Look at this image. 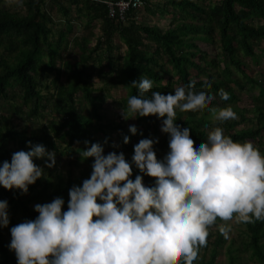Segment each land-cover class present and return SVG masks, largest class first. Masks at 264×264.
Instances as JSON below:
<instances>
[{"label":"trees","instance_id":"16d2710c","mask_svg":"<svg viewBox=\"0 0 264 264\" xmlns=\"http://www.w3.org/2000/svg\"><path fill=\"white\" fill-rule=\"evenodd\" d=\"M102 1L110 0H6L5 5L0 3V103L11 100L5 111L7 114L0 111V165L5 160L11 161L12 154L16 152L13 145L27 151L29 141L45 145L56 155L62 148L68 157L65 177L61 172L54 178L51 174L42 176L35 184L29 185L27 193L0 185V200L8 201L10 218L8 227H0V264H18L15 252L8 247L10 242L5 240V232L11 236L12 226L25 219L36 218L38 213L31 205L50 202L60 196L65 200L62 210L67 209L69 189L73 185H82L93 171L94 157L83 159L81 156L86 145L90 146L85 141L99 142L93 131L102 132L106 137L103 125H100L105 95L112 88L121 86L126 90L128 100L130 95L138 94V89L131 85L142 75L154 81L150 92L167 94L174 92L175 84L180 86L195 80L198 90L205 89L214 94L211 104L199 111L177 112V123L191 127L194 143L206 139L208 129L205 126L214 123L208 108L230 105L238 120L215 123H220L225 134L234 140H251L264 152V80L257 81L247 71L248 59L264 76V0H164L154 13L172 18L166 29L157 24L141 23L134 12L125 22L109 18ZM150 3L151 0H146L147 11L151 10ZM52 11L63 17L67 27L73 24L74 19L80 18L85 19L86 30L94 28L97 22L100 27V37L95 40L91 51H88L86 42L92 34L87 33L90 37L84 35L77 46L78 63L73 66L69 62L63 63L66 69H71L65 79L61 78V66L57 61L63 60L66 31L69 34L71 30H54L56 24ZM198 42L210 44L219 53L210 57L199 48ZM121 44L125 51L120 67L116 65L118 57L115 50ZM105 48V51H100ZM221 59H224L223 66ZM102 61H106L102 68L110 70L103 74V69H98L97 78L109 75V80L95 95L92 87L96 73L94 64L101 65ZM48 73H54L49 83L46 82ZM209 80L210 84L207 83ZM221 88L230 93L228 100L220 97ZM254 90L256 95L251 97L249 109L234 105L240 100V92ZM78 94L89 106L88 114L80 110ZM251 111L255 116L250 115ZM46 112L52 113L54 119L42 126L40 135L31 133L27 136L28 127L23 122H39L45 118ZM129 119L137 126L138 132L135 135L127 133L130 140L124 143L122 139L120 152L133 155L134 145L148 137L159 140L154 144L158 158L167 154L169 134L161 130L162 118L149 115ZM11 120L16 121L12 123ZM248 120L252 126L238 128ZM117 128L124 134L123 127ZM49 132L54 137L51 138ZM55 140L64 144L63 147ZM107 144L109 151L105 155L117 152L112 142ZM46 159L36 158L34 162L40 165ZM126 159L131 161L130 157ZM76 165L80 172L74 179L72 169ZM137 174L141 173L133 166L131 178L134 180ZM143 181L151 185L155 178L151 180L150 176L143 175ZM218 220L209 227L207 243L200 247L193 264H216L226 243L222 233L213 229ZM240 224L244 228L240 246L233 241L226 246L229 264H238L243 254L258 264H264V220Z\"/></svg>","mask_w":264,"mask_h":264},{"label":"clouds","instance_id":"9594fccd","mask_svg":"<svg viewBox=\"0 0 264 264\" xmlns=\"http://www.w3.org/2000/svg\"><path fill=\"white\" fill-rule=\"evenodd\" d=\"M153 83L145 75L132 81L138 94L128 97L122 115L162 118L161 130L169 134L167 154L158 159V138L140 139L131 161L123 152L105 155L100 142L85 141L90 146L81 156L94 157L93 171L82 185L69 189L67 209L62 210L65 200L57 196L34 205L35 219L11 227L8 247L18 264H193L218 218L264 220V152L251 140H234L215 123L238 118L233 108L209 107L214 123L205 126L207 138L194 143L191 127L177 123V112L199 111L211 104L214 94L198 90L195 80L167 94L150 92ZM219 95L230 98L223 88ZM129 130L138 132L134 124ZM129 140L123 137L124 143ZM28 143L27 151L14 152L10 162L0 165L4 188L27 193L45 174L36 158L47 157V167L55 166V151ZM133 166L141 173L134 180ZM143 175L155 178L154 184L146 185ZM8 207L7 200H0V227L10 223ZM231 227L218 225L225 236Z\"/></svg>","mask_w":264,"mask_h":264},{"label":"rangeland","instance_id":"374dc122","mask_svg":"<svg viewBox=\"0 0 264 264\" xmlns=\"http://www.w3.org/2000/svg\"><path fill=\"white\" fill-rule=\"evenodd\" d=\"M19 1V0H17ZM195 1H200V0H195ZM1 4H6V0H0ZM164 4V0H151L150 5H152L150 8V11L146 10V7L138 10L136 12V19L138 21H141V23H148L150 25H154L157 24L161 27H163V29L168 28L169 24L171 23V17L166 16V17H161L160 15H156V13H154V11H156L155 9H157L158 7H161ZM159 5V6H158ZM158 6V7H157ZM53 15L54 18V23L56 24L55 27H53L54 30H66V28L70 29V33L68 34V30L66 31V39H65V47L66 50L64 51L63 54V60L61 61H57V64H59L61 66V71H62V79H65L67 76H69V73L71 72L70 67L68 69L65 68L64 66V62H69L70 66H73V64L78 63V54L79 51L77 49L78 43H80L81 39H83L84 35H87V33H91L92 37H90V35L88 34L87 37V49L88 51H91L92 48L95 45V40L100 37V27H99V22H97V24L94 26V28H92L91 30H86L85 29V19L80 18V19H74L73 24L69 27H67L66 22L64 23V19L63 17H61L60 14H57L56 11H52L50 12ZM71 20V19H70ZM119 41H115V43L117 45ZM199 48L207 53L208 55H210V57L214 56L216 53H219V51L217 49H214L210 44H205V43H201L198 42L197 43ZM106 48L104 50H100V51H105ZM124 51L125 48L124 46L121 44L120 48L118 50H115L116 52V56L118 58H116V65H119L120 67L122 66L123 63V55H124ZM103 56V54H102ZM94 57V56H93ZM105 57V56H103ZM221 65L223 66L224 64V59H221ZM247 61L249 62L248 64V69L247 70L251 76L253 78H255L257 81H263L264 80V76L261 75L257 68L247 59ZM103 63L101 65H99L98 63L94 64V71H96V73L94 74L93 77V89H95L94 94L98 95L100 93V89L101 87H104V83H106L109 80V75H106L103 79H98L97 78V73H98V69L105 67L106 65V61H102ZM115 68V65L113 66ZM104 73L103 74H107L109 72L110 69H104L102 68ZM252 71V73H251ZM195 74V72L193 73ZM238 75V74H237ZM239 76V75H238ZM238 76H235L234 79ZM54 77V73H48L47 75V79L46 82L49 83L50 80ZM202 77V76H201ZM194 78V75H193ZM174 80H176V77H173ZM203 79V77L201 78ZM178 85V83H177ZM177 85L175 84L173 86V91L174 89L177 87ZM104 94V93H103ZM256 92L251 91L250 93L247 91H242L240 92V100L235 103L234 105H237V107L239 108H247L249 109L252 104H251V97L255 96ZM81 94L77 95V99L79 100L80 105V110L85 113L88 114L89 106L87 105V103L81 99ZM105 96V100H104V104H103V108L101 111V115H102V120L100 121V125H103L104 127V133L106 134V137L102 134V132H94L93 131V135L94 138L96 140H98L104 147V152H108V144L109 142H112L115 146V150L117 152H120L122 150V145H121V141L123 139L124 135H128L127 133H130L129 130V126L134 124L133 121H131L129 118L125 119L122 115V109H123V105L124 102H127V92L125 89H123L121 86L120 87H116V88H112L110 92H108V94H106ZM82 100V101H81ZM11 101V100H10ZM10 101H1L0 103V111L2 113H5V111L8 108V103H10ZM4 111V112H3ZM7 114V113H5ZM52 113H48L46 112L45 118H43V120H40L39 122H33V121H24L23 125H27V132L26 135L29 136L31 133H34L35 135L38 134L40 135V132L42 130V126L46 125V123L48 121H52L54 118V115H51ZM248 115V114H247ZM250 115L253 117L255 116L254 112L251 111ZM214 120V118H212ZM232 120H238V118L236 119H231L229 121ZM12 121V120H11ZM16 120H13L12 123H15ZM112 122V124L110 125V127H106V125L108 123ZM135 125V124H134ZM115 126V128H114ZM118 126L123 127L124 128V134H121L120 129L117 128ZM252 126V122L250 120H248L245 124L240 125V127L238 128H243V127H250ZM51 138L54 137L52 132H49ZM37 136V135H36ZM136 138H134L135 140ZM107 140V143H105V141ZM56 141V140H55ZM57 144H59L61 147H63L64 144L60 143V141H56ZM12 147V146H11ZM89 147L86 145V148ZM13 151H18L24 148L20 147L19 145H13L12 147ZM125 157H130L132 158L133 155H130V153H124ZM165 155L160 156L158 159H162ZM68 162V157L66 156V154H63V149L61 148V151L56 155V163L55 166L52 168H48L47 165L45 164V162H42L39 166L44 168V172L45 174L43 176H46L47 174H51L54 178L55 175H57L58 173L61 172V174L65 177L66 176V168L65 165ZM79 166H73L72 172L74 175V179L78 177V174L80 172V169L78 168ZM150 179L152 180V177L150 176ZM34 205H31V207ZM20 216H17L16 219H19ZM222 223H229L231 224V231L229 232V234L227 236H225L223 233L222 235L224 236L226 243L225 246L220 254L219 257H217L216 259V264H229V260H228V255L226 254V246L229 245L232 241L234 242V244L236 246H240V242L243 239V226L240 223H237L234 219L231 221H223L221 219L218 220L217 222V226L214 227L213 229L219 231L218 225L222 224ZM220 232V231H219ZM221 233V232H220ZM12 237L7 234L5 232V240L7 242H10L9 240H11ZM10 244V243H9ZM238 264H258L256 261L254 260H250L248 258V256L246 254H243L241 256V260L239 261Z\"/></svg>","mask_w":264,"mask_h":264},{"label":"built area","instance_id":"2783aa9c","mask_svg":"<svg viewBox=\"0 0 264 264\" xmlns=\"http://www.w3.org/2000/svg\"><path fill=\"white\" fill-rule=\"evenodd\" d=\"M106 6L109 18H117L121 22H125L130 13H136L145 7L146 0H110L102 1Z\"/></svg>","mask_w":264,"mask_h":264}]
</instances>
